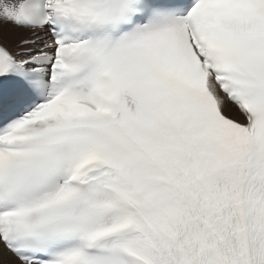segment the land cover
<instances>
[{"label":"snow or ice","instance_id":"1","mask_svg":"<svg viewBox=\"0 0 264 264\" xmlns=\"http://www.w3.org/2000/svg\"><path fill=\"white\" fill-rule=\"evenodd\" d=\"M0 264H264V0H0Z\"/></svg>","mask_w":264,"mask_h":264}]
</instances>
